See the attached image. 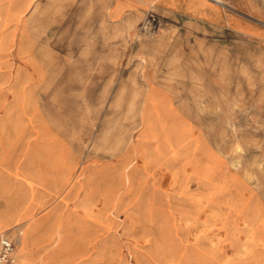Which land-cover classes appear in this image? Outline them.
Returning <instances> with one entry per match:
<instances>
[{
  "label": "rangeland",
  "instance_id": "1",
  "mask_svg": "<svg viewBox=\"0 0 264 264\" xmlns=\"http://www.w3.org/2000/svg\"><path fill=\"white\" fill-rule=\"evenodd\" d=\"M98 1L0 4V207L70 164L32 263L264 264V0L128 31Z\"/></svg>",
  "mask_w": 264,
  "mask_h": 264
},
{
  "label": "crops",
  "instance_id": "2",
  "mask_svg": "<svg viewBox=\"0 0 264 264\" xmlns=\"http://www.w3.org/2000/svg\"><path fill=\"white\" fill-rule=\"evenodd\" d=\"M82 1L84 4L91 3V0ZM36 2L44 3L43 0H0V4L8 5L13 13L23 12L27 6ZM98 3L105 6L108 18L112 22H116L123 31L132 28L141 19L143 13L150 8H154L164 18H180L206 24L214 22L219 24L227 19L223 10L213 0H99ZM44 163L45 168L42 171L44 177L37 181V189L29 191L28 199L24 204L20 207L14 204L0 207V231H10L16 236V228H19L16 225L17 222L25 217L29 218L25 224L23 223V227L20 229L21 234L15 237L17 243L15 264H33L31 256L51 238L50 234L44 235L39 231L43 222L39 216L33 214L43 204L40 197L46 187L47 178L58 174L62 167L68 169L70 164L63 165L57 157L44 160Z\"/></svg>",
  "mask_w": 264,
  "mask_h": 264
},
{
  "label": "built area",
  "instance_id": "3",
  "mask_svg": "<svg viewBox=\"0 0 264 264\" xmlns=\"http://www.w3.org/2000/svg\"><path fill=\"white\" fill-rule=\"evenodd\" d=\"M21 230L16 228V236ZM15 235L10 231H0V264H15L17 258V243Z\"/></svg>",
  "mask_w": 264,
  "mask_h": 264
},
{
  "label": "bare ground",
  "instance_id": "4",
  "mask_svg": "<svg viewBox=\"0 0 264 264\" xmlns=\"http://www.w3.org/2000/svg\"><path fill=\"white\" fill-rule=\"evenodd\" d=\"M16 263V262H15Z\"/></svg>",
  "mask_w": 264,
  "mask_h": 264
}]
</instances>
